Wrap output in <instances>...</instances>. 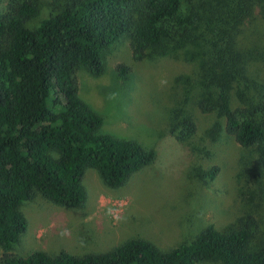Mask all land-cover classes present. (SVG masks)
I'll return each instance as SVG.
<instances>
[{
    "label": "trees",
    "instance_id": "16d2710c",
    "mask_svg": "<svg viewBox=\"0 0 264 264\" xmlns=\"http://www.w3.org/2000/svg\"><path fill=\"white\" fill-rule=\"evenodd\" d=\"M49 15L33 29L25 23L40 8ZM261 19L264 0H14L0 13V264H264V232L257 245L252 217L235 226H204L189 242L161 249L131 238L110 251L83 255L36 249L26 256L8 251L27 226L23 201L40 193L76 207L86 198L84 175L94 168L110 187L122 185L150 165L152 148L136 140L100 133L102 117L78 94L76 72L99 75L104 51L128 36L134 61L151 48L193 52L196 79L204 91L195 99L216 120L203 138L224 130L243 148H253L264 199V75L260 88L249 63L264 65V41L238 43L246 23ZM258 72L257 69H254ZM241 106L230 104V90ZM170 132L191 150L196 121L186 103L169 112ZM218 167L203 173L214 179Z\"/></svg>",
    "mask_w": 264,
    "mask_h": 264
},
{
    "label": "rangeland",
    "instance_id": "374dc122",
    "mask_svg": "<svg viewBox=\"0 0 264 264\" xmlns=\"http://www.w3.org/2000/svg\"><path fill=\"white\" fill-rule=\"evenodd\" d=\"M13 1L0 0V13ZM40 1L43 5L48 0ZM49 13L42 7L25 25L33 29ZM259 39L264 41V23L252 19L238 43L246 47ZM155 49L134 61L129 38L124 36L104 51L101 74L93 75L82 67L76 72L79 96L102 117L99 132L152 148L154 161L118 187L106 185L94 168H87L86 198L76 207L59 205L40 193L23 201L20 210L27 226L8 254L23 257L36 249L51 255L61 250L101 253L131 238L169 249L191 241L207 224L222 230L249 216L257 223L251 241L257 245L264 232V199L253 148L241 147L224 130L215 139L203 138L216 115L201 112L195 104L204 88L196 80L197 62L190 60L193 52ZM249 69L248 75L260 88L264 65L251 61ZM182 102L197 125L190 139L194 150L170 132L169 112ZM230 104L233 108L242 105L235 85ZM214 166L218 167L215 178H204L203 173ZM3 256L0 249V260Z\"/></svg>",
    "mask_w": 264,
    "mask_h": 264
}]
</instances>
